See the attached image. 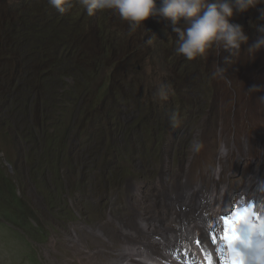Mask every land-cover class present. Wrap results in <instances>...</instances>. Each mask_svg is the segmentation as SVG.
Wrapping results in <instances>:
<instances>
[{"label":"rangeland","instance_id":"obj_1","mask_svg":"<svg viewBox=\"0 0 264 264\" xmlns=\"http://www.w3.org/2000/svg\"><path fill=\"white\" fill-rule=\"evenodd\" d=\"M23 1L0 0V18L9 16ZM70 2L79 4L78 0ZM36 6L58 18V23L55 21L50 26L46 16L37 17ZM70 14L76 15L70 9L61 14L48 0H26L23 8L14 14L15 29L11 32L15 42H23L19 48L25 49V54L9 51L16 47L11 39L8 41L10 36L5 42L0 39V77L6 82L5 95L9 96V87L13 86L10 77L16 75L14 70L27 63L34 66L33 86L42 85L45 72L49 81L47 91L52 94L53 102L58 103L49 111L44 101H38L39 105L28 91L20 88L17 92L20 95L16 94L15 98L11 95L7 101L14 105L22 103L23 114L33 112L27 118L38 122V130L44 133L48 127L43 122L54 119L55 129L50 131L56 138L57 121L69 124L73 118L76 120L77 105L72 101L87 95L85 106L83 101L78 104L84 114L76 120L77 132L85 133L89 129L98 137H75L71 141L77 148L70 156L74 154L77 161L83 154L87 156L80 167L74 165L64 174L66 185L58 190L50 189L55 194L53 210H50V203L41 192V184L35 182L36 175L26 164L20 145L13 146L6 140L5 134L10 137L11 130L8 126L6 130L0 128L3 134L0 180L15 177L17 165L13 163L18 161L16 191L34 215H24L19 206L0 204V264H81L83 261L91 264L94 260L86 258L87 250L92 254L104 253L98 255L100 261L110 253L109 243L121 242L122 226L130 227L129 221L138 225L147 192L159 182L177 180L185 192L200 185L206 189V195L216 182L234 188L231 184L248 180L258 168L261 169L259 177L264 180V119L261 116L264 115V48L248 52L257 38L264 35L259 31L264 28V3L233 18L232 22L243 25L249 37L238 54L219 46L191 61L176 50L179 36L174 29L187 26L183 19L173 24L163 18H149L132 32L128 22L111 10L103 13L98 10L92 16L85 11L74 20ZM37 23L45 29L49 26L52 35L58 32L68 38L56 42L46 37L48 43L43 53L33 61L38 56L33 51ZM28 49L32 52L26 55ZM58 50L64 59H72L71 67L77 68V73H70L66 79L64 75L72 72L70 67H64L59 73L55 70ZM95 65L99 66L98 74L91 79ZM218 68L224 70L220 75L216 74ZM56 78L58 86H50ZM252 85L260 86V91L249 93ZM162 86L165 90L171 86L166 100H160L157 95ZM92 99L98 104L91 102ZM88 106L96 111L89 113ZM174 111L180 116L177 128L169 125L168 118ZM197 136L204 147L193 153L191 143ZM91 141L102 155L85 149L92 147ZM221 145L227 147L225 157L221 156ZM38 152L45 157V149L42 152L38 148ZM30 156L35 158L33 154ZM222 165L225 169L217 175ZM173 193L164 198L175 201L184 195ZM3 209H8L14 217ZM196 213L192 211L190 217L197 216ZM26 218L25 226L22 219ZM105 233L107 236L103 238ZM76 235L82 238L85 249L72 241Z\"/></svg>","mask_w":264,"mask_h":264},{"label":"bare ground","instance_id":"obj_2","mask_svg":"<svg viewBox=\"0 0 264 264\" xmlns=\"http://www.w3.org/2000/svg\"><path fill=\"white\" fill-rule=\"evenodd\" d=\"M261 116L264 119V115ZM225 148L227 149V147ZM225 154L227 152L221 154V156L225 157ZM223 169H225V165H222L216 174L221 173ZM260 171V168L256 169L249 175V178L247 177L248 180L241 182L239 191L242 192V196L247 193L254 195L256 200L262 199L260 203L262 204L264 203V195L262 194L264 187L260 184L264 180L259 177ZM262 177L264 178V175ZM253 181L260 184H254ZM156 185L148 192L145 190L148 193V202L143 203V206H145L144 212L139 216L138 225L129 221L130 227L123 228L122 226L121 231H119L121 237L118 236L121 238V242L117 244L109 243L110 253L108 255L102 256L101 260L98 261V255L104 253L95 252L92 254L91 250H87L86 258L94 260L91 264L220 263L222 255L217 252V248L221 244L218 241L217 244H213L209 238V233L214 232L216 234V230L220 229L221 217L226 213V210H224L225 205L226 207L232 206L239 198L235 195L239 192L234 191L230 184L222 185L220 182L213 184L209 192L206 191V195L204 194L206 189L200 185L185 192L184 186L181 183L179 186L178 181H174V179L173 182L170 179L169 183L165 181L164 184L159 182ZM173 192L178 195L184 193V195L175 201L167 200L168 197L164 198V195H170L169 193ZM232 198L235 199L233 203L230 202ZM192 211H197V216L190 217ZM250 212L253 211L250 209ZM254 212H256V207ZM231 215L232 210L225 217ZM106 236L105 233L102 237L105 238ZM81 239L79 235L72 237L73 242L85 249ZM81 264L86 263L83 261Z\"/></svg>","mask_w":264,"mask_h":264},{"label":"trees","instance_id":"obj_3","mask_svg":"<svg viewBox=\"0 0 264 264\" xmlns=\"http://www.w3.org/2000/svg\"><path fill=\"white\" fill-rule=\"evenodd\" d=\"M73 7L70 8V10H73L76 13V17L85 13L84 8L75 2H71ZM20 8L19 10H21ZM43 7H35L34 13L37 17H47L48 18V25H52L55 21L56 24L58 23V18H54L52 16H49L50 12H47L43 10ZM45 13H47L45 15ZM15 12H12L8 17H5L3 21H0V39H2V42L5 41L6 37H9V40L12 42V44H16V47H12L10 49V52L13 53L15 51H19L21 56H23L26 52L25 49H20L19 46L23 42H15L13 39V34L11 32L15 29V25L13 26V19H14ZM49 16V17H48ZM75 16L73 14H70L71 19L74 20ZM69 25V29L70 26ZM49 28V31H47ZM11 34V35H10ZM54 36V37H53ZM46 37H52L54 41L61 42L63 40H66L68 37H64V35L59 34L58 32L55 33V35H52L50 33V27L48 26L47 29L44 28L42 24L37 23V35L36 39L34 40V53L38 55L35 57L33 61H37V58L41 56V53H43L45 46L48 42H45ZM1 43V42H0ZM26 43H28V40L26 39ZM42 44L41 48L39 47ZM66 46V45H65ZM32 51L28 49V52L26 55L31 53ZM43 59V58H41ZM56 62H55V70L59 72H63L64 67L68 68L70 67L72 72H67L64 75V79H66L67 75L72 74L73 72H76V67L73 65L70 59V61L67 59V57L61 55L60 51H57L56 55ZM68 62V63H67ZM95 64L97 63V59H94ZM33 63V62H30ZM27 63H24L25 66H18L17 69H15L14 76H11L10 79L13 80V86L11 85L9 87L10 94L14 95L12 96L15 98L16 94L18 92V89L26 90L29 92V96H32L34 100L40 105L38 101H44L43 103L47 105L48 110L51 111L52 108L56 106L55 101L53 102L52 94L47 91V86L49 85V81L47 80L45 76V72L42 73L43 83L41 86H33L32 77H35L34 73V66L33 64L26 65ZM94 71L90 74L91 79L96 77L98 72V68L96 65L94 66ZM97 68V69H96ZM9 71H13V69H9ZM77 73V72H76ZM1 74V73H0ZM83 76V74H81ZM49 78H51L50 75H48ZM83 78H85L83 76ZM46 80V81H45ZM56 80V81H55ZM53 79L50 83L51 85L58 86L59 79ZM45 82V83H44ZM87 82H92V80H88ZM5 83L2 82V78L0 77V128L1 130H6V127L8 126V129L11 130L12 135L9 137L8 133H4L6 136V140L10 141L13 146L18 143L22 149V154L26 158V164L29 166V168L32 170V172L36 175L35 176V182L41 184V192L43 195H45L46 199L48 200L49 209L53 210V200L55 197V194L50 192L51 188H54L58 190L59 188H62L64 185H66L67 177H64L65 173H69L71 168L74 165L81 166V163L84 162V158L87 156L86 154H83L81 156V160L77 161L75 159V155L71 154L77 147L71 145V141L75 139V137H87V139L92 138H98L96 134L93 133L92 130H87L85 133L77 132V128L79 127L78 122L76 121L79 119L83 114V109L78 107V104L83 101V105L85 106L87 102V95H85L82 99L79 101H72V104L77 105L75 108V115L76 120L73 118L69 124L63 123L62 121H57L56 126H58V137H54L50 131V129L54 130V119H47L43 122L44 126L48 127V130H38V122L35 120L28 119V115H32L33 112L27 111L26 114H23V105L22 103H18L17 105H14L13 102L7 101L6 96V89H5ZM91 84V83H90ZM62 86V84H61ZM76 92V90H74ZM70 99V97H69ZM90 101V100H89ZM91 102L95 103L94 99L91 100ZM102 102V101H101ZM4 103V104H2ZM77 103V104H76ZM100 103V102H99ZM82 104V103H81ZM98 104V103H95ZM83 105H81L83 107ZM89 110V113H92L96 111L95 108H92L90 106L87 107ZM22 109V110H21ZM87 112V111H86ZM71 117V116H70ZM68 117L65 122L69 120ZM6 118V121L4 120ZM95 122H98V120H95ZM77 123V124H76ZM48 124H51V126H48ZM70 125V127H69ZM122 133L125 132V129L121 130ZM44 133V134H43ZM81 133V134H80ZM56 134V135H57ZM3 134H0V141H2ZM92 142V141H91ZM92 147L88 146L85 147L87 151L89 149H92V151L96 155H102L97 152L98 148H96V144L92 142ZM38 148L43 152V149H45V157L43 158V154L41 155L38 152ZM83 149V147H81ZM21 152V150H20ZM34 155L35 158H33L30 155ZM51 158V159H50ZM19 162L15 161V164L17 167H19ZM15 167L17 170L18 168ZM15 169L14 172V178L13 177H3L2 180H0V204H11L12 206H19V210L25 214H28V216H32V211L29 208V204L27 205L24 199L17 193L16 191V175L18 174L17 170ZM8 216L14 217L10 214L8 209H3ZM12 210V209H11ZM26 219H22V222L24 224L26 223ZM21 222V223H22ZM26 226V224H25ZM36 227V226H35Z\"/></svg>","mask_w":264,"mask_h":264},{"label":"clouds","instance_id":"obj_4","mask_svg":"<svg viewBox=\"0 0 264 264\" xmlns=\"http://www.w3.org/2000/svg\"><path fill=\"white\" fill-rule=\"evenodd\" d=\"M25 1L13 12L23 8ZM78 2L88 16L94 15L98 10H101V13L103 10L115 12L121 20L128 22L132 32L144 25L149 18L159 17L170 20L173 24L183 19L187 26L184 29H174L179 36L176 50L191 61L219 46L232 51L234 55L238 54L242 45L247 44L249 37L243 25L233 23L232 20L237 13L247 12L258 4L264 3V0H78ZM48 3L61 14L73 7L70 0H48ZM4 18H0V21ZM259 31L264 33V28H260ZM261 48H264V35L257 38L248 48V52ZM223 71L218 68L216 74L220 75ZM170 91L171 86L168 90L162 86L157 93L158 98L166 100ZM257 91H260L258 85L248 88L249 93ZM198 117L202 118V115ZM168 119L170 127H179L178 112L174 111ZM203 147L202 139L198 136L193 139L191 143L193 153L200 152ZM220 152L221 154L226 152L224 145L220 146ZM254 204L255 215L250 218V223L241 225V238L233 245L235 251L228 249L226 245L225 259L222 264H264V223H261L264 222V203ZM257 216L259 220L255 218ZM251 224H255V227L250 226Z\"/></svg>","mask_w":264,"mask_h":264},{"label":"snow or ice","instance_id":"obj_5","mask_svg":"<svg viewBox=\"0 0 264 264\" xmlns=\"http://www.w3.org/2000/svg\"><path fill=\"white\" fill-rule=\"evenodd\" d=\"M251 204L248 205L247 208L243 210L234 205L232 209V215L228 217H222L223 220V233L220 237L221 241L227 242L228 249L235 251L233 245L236 241L240 240V228L241 225L250 223V218L255 215L254 212H250ZM259 220V217H255ZM250 226L253 227V224ZM209 238L213 244H217V237L214 232L209 233ZM223 246L217 248V252L220 253L222 256L225 255V252L222 250Z\"/></svg>","mask_w":264,"mask_h":264}]
</instances>
